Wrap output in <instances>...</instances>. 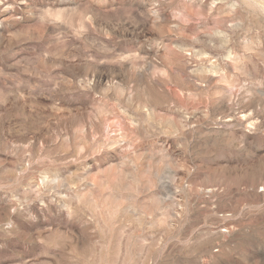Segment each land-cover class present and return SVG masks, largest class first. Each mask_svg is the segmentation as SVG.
<instances>
[{
	"label": "rangeland",
	"instance_id": "1",
	"mask_svg": "<svg viewBox=\"0 0 264 264\" xmlns=\"http://www.w3.org/2000/svg\"><path fill=\"white\" fill-rule=\"evenodd\" d=\"M0 264H264V0H0Z\"/></svg>",
	"mask_w": 264,
	"mask_h": 264
}]
</instances>
